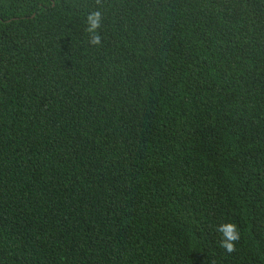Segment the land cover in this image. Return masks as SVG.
<instances>
[{"label": "trees", "instance_id": "16d2710c", "mask_svg": "<svg viewBox=\"0 0 264 264\" xmlns=\"http://www.w3.org/2000/svg\"><path fill=\"white\" fill-rule=\"evenodd\" d=\"M0 264H264V0H0Z\"/></svg>", "mask_w": 264, "mask_h": 264}, {"label": "clouds", "instance_id": "9594fccd", "mask_svg": "<svg viewBox=\"0 0 264 264\" xmlns=\"http://www.w3.org/2000/svg\"><path fill=\"white\" fill-rule=\"evenodd\" d=\"M102 24V14L93 12L86 17V32L89 34V44L97 46L101 42L99 29ZM217 232L221 235L220 247L227 253L231 254L235 251V245L240 240V232L236 224L225 223L217 228Z\"/></svg>", "mask_w": 264, "mask_h": 264}]
</instances>
